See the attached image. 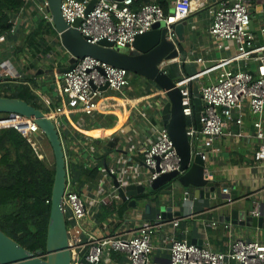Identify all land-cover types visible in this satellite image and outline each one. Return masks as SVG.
<instances>
[{
	"label": "crops",
	"instance_id": "0c3cea01",
	"mask_svg": "<svg viewBox=\"0 0 264 264\" xmlns=\"http://www.w3.org/2000/svg\"><path fill=\"white\" fill-rule=\"evenodd\" d=\"M149 1L158 3L166 12L172 10L173 0ZM220 1L232 0H192L190 13L172 25L175 52L170 63L162 66L178 84L189 88L194 116L193 98H200V86L213 82L221 67L240 68L254 76L263 72L260 55L264 54V0H248L254 51L247 57L240 55L233 40H224L218 46L220 42L209 33ZM43 25L54 37L53 58L28 57L23 52L18 54L17 48L9 50L8 54L3 51L0 61H7L21 75L5 82L9 92L3 90L5 83L0 84V91L35 100L48 111L66 102L61 93L62 69L72 62V56L62 46L54 26L51 29L47 20ZM130 82L120 91L103 90L99 105L92 113L81 111L76 104L59 116L58 131L66 158L67 182L83 195L88 207V214L78 223L67 220L69 239L84 242L89 233L101 236L133 231L140 221L153 220L171 206L162 214L165 220L176 216L182 219L177 226L166 222L157 227L152 237L150 264L166 263L171 238L207 244L219 251H227L235 238L264 241L263 228L225 220L232 209L249 214L256 203L259 215L264 216V164L253 158L259 141L253 125L257 115L250 111L248 103L244 102L242 107L241 128L230 120L226 130L231 134L226 132L211 143L206 142L198 128L196 116V123L192 122V117L188 120V124L198 129L192 139V149L206 153L205 176L215 181L214 191L208 196H195L178 187L177 194H163L164 185L149 189L152 182L148 181L150 170L143 162V149L154 140L157 127L164 124L162 110L167 98L149 79L135 86ZM43 96L51 100L50 107L44 104ZM197 105L202 110V100ZM240 129L245 133L243 136L237 134ZM41 134L36 133L35 137L42 143L46 137ZM110 167L115 169L114 173H110ZM112 174L122 185L138 187L136 193L124 199L114 185ZM224 187H228L227 193L222 190ZM229 196L235 201L226 204ZM131 199L135 204L130 203ZM212 221L216 224L212 225ZM127 263L123 252L107 249L98 264Z\"/></svg>",
	"mask_w": 264,
	"mask_h": 264
},
{
	"label": "built area",
	"instance_id": "2783aa9c",
	"mask_svg": "<svg viewBox=\"0 0 264 264\" xmlns=\"http://www.w3.org/2000/svg\"><path fill=\"white\" fill-rule=\"evenodd\" d=\"M24 1L26 4L34 2L41 15L52 23L46 0ZM89 1L61 0L60 10L66 24L78 29L91 43L106 39L113 47L127 50L133 49L132 41L136 34H142L160 22L167 26L168 37L172 39L174 36L172 25L186 17L192 7V0H173L172 10L168 12H165L158 3L149 0L137 4H135L137 0H96L87 10ZM248 6V0L220 1L209 26L210 35L220 42L218 46H221L224 40H233L240 55L245 57L254 51V35L250 29ZM24 7H21V12ZM2 37L0 34V39ZM260 60L263 63V72L259 76L240 68L221 67L213 82L200 86L199 97L203 102V108L199 121L200 131L206 142L211 143L226 132L231 134L226 130L230 120H234L241 128L242 107L244 102H247L250 111L257 115L253 125L255 137L259 141L253 158L264 164V54L260 55ZM20 75L7 61H0V84ZM129 82V71L126 68L85 55L76 61L73 68L62 73L61 93L66 97V102L49 109L50 117L59 130L61 125L59 116L70 110V106L77 104L81 111L92 113L99 105V95L103 92L100 89L102 85L107 83L108 88L120 91ZM178 85L182 111L189 120L193 114L192 95L187 86ZM42 99L47 107L51 106L49 97L43 96ZM1 127L15 128L31 144L33 136L41 132L33 118L17 112L0 113ZM197 131L193 124H187V134L191 142ZM237 134L243 136L245 133L240 129ZM195 152L200 153L203 159L206 158L203 151ZM143 162L150 170L149 182L162 173L180 170V156L165 124L157 127L154 140L143 149ZM109 171L114 173L115 169L110 167ZM222 190L227 193L228 187ZM234 201L230 196L226 198V204ZM61 203L66 220L71 219L75 224L88 214L83 195L68 182ZM259 213L256 203L249 214ZM181 219L182 217L176 216L166 221L162 214L158 213L153 220L140 221L133 231L101 236L89 233L84 242L78 238L72 239L71 264H98L107 249L123 252L127 264H150L152 237L157 227L166 222L177 226ZM211 224L215 225L216 222L212 221ZM168 251L169 257L165 264H264V241L259 239L235 238L227 251H219L213 250L207 244L171 238Z\"/></svg>",
	"mask_w": 264,
	"mask_h": 264
},
{
	"label": "water",
	"instance_id": "95a60500",
	"mask_svg": "<svg viewBox=\"0 0 264 264\" xmlns=\"http://www.w3.org/2000/svg\"><path fill=\"white\" fill-rule=\"evenodd\" d=\"M46 1L60 42L72 56V62L62 69V73L73 68L79 58L90 55L144 76L165 93L167 100L162 110L165 116L164 124L180 156L181 165L179 171L160 174L152 181L149 189H157L164 185L165 188L161 190L163 194H177L178 187L187 193H194L195 196H208L210 192L212 193L215 189V181L205 176L206 161L200 153L193 151L191 139L187 134L188 120L182 111L180 87L174 78L162 68L164 64L170 63L175 52V42L168 37L167 26L157 23L146 32L135 35L132 41L133 49H118L106 39L97 43L87 41L78 29L69 27L64 21L60 10L61 0ZM95 1L90 0L86 9H90ZM20 22L21 17H17L13 32L18 29ZM92 86L95 87L93 84ZM100 89H108L107 83L102 85ZM200 100V98H193L199 129L201 127L199 121L201 107L197 104ZM9 112H17L32 117L39 126L53 151L54 178L46 231L45 254H39V251H31L0 229V264H71L67 220L61 203L67 183L66 158L59 131L52 118L42 108L36 107L24 98L0 95V113ZM105 168L108 169L106 163ZM111 176L115 187L124 199L138 190V187L134 185H122L116 175L112 174ZM130 203L135 204V200L131 199ZM170 209L171 206L166 207L161 214H166ZM225 220L264 229L263 215L242 214V211L238 209H232L230 214L225 216Z\"/></svg>",
	"mask_w": 264,
	"mask_h": 264
},
{
	"label": "trees",
	"instance_id": "16d2710c",
	"mask_svg": "<svg viewBox=\"0 0 264 264\" xmlns=\"http://www.w3.org/2000/svg\"><path fill=\"white\" fill-rule=\"evenodd\" d=\"M25 5L24 0H0V34L13 33L17 17H23L20 9ZM44 21L42 17V28ZM50 27L53 28L52 23ZM0 95L7 94L0 91ZM24 99L42 108L37 101ZM192 122L196 123L194 107ZM53 178L54 164L43 159L33 143L13 127L0 128V229L42 255L45 254Z\"/></svg>",
	"mask_w": 264,
	"mask_h": 264
},
{
	"label": "rangeland",
	"instance_id": "374dc122",
	"mask_svg": "<svg viewBox=\"0 0 264 264\" xmlns=\"http://www.w3.org/2000/svg\"><path fill=\"white\" fill-rule=\"evenodd\" d=\"M22 16L18 29L13 33L7 32L5 34L6 36L0 39V54H2L3 51H6L8 54L9 50H15L17 48L19 49L18 54L23 52V54H27L28 57L53 58L55 53L54 37L41 27V11L35 6L34 2L32 4H26L22 10ZM158 24L163 23L160 22ZM31 35L34 36V40ZM25 55H23V57H26ZM11 56L13 57L14 55ZM129 77L131 81L130 84L133 86L137 85L138 82L140 84V81L144 79L147 80L144 76L135 74L134 72H129ZM4 85V92H9L8 83ZM47 113L50 114L49 111ZM37 139L33 136L32 143L34 146L37 143L40 146L39 148H35L37 153L50 164H54V157L48 141L45 139V142L41 143L40 140ZM43 148L46 149L44 150Z\"/></svg>",
	"mask_w": 264,
	"mask_h": 264
},
{
	"label": "bare ground",
	"instance_id": "6f19581e",
	"mask_svg": "<svg viewBox=\"0 0 264 264\" xmlns=\"http://www.w3.org/2000/svg\"><path fill=\"white\" fill-rule=\"evenodd\" d=\"M135 4H137V3H135ZM52 25H53V23H52ZM164 25V24H163ZM151 29V28H150ZM173 39V38H172ZM129 71V70H128ZM130 72V71H129ZM45 112V111H44ZM47 115H51V114H48V113H46ZM27 117V116H26ZM29 118H32V117H29ZM41 133L43 134V132L41 131ZM44 135V134H43ZM45 136V135H44ZM47 139V138H46ZM49 143V142H48ZM35 148H39L40 146L38 145V143L34 146ZM44 149V148H43ZM46 149V148H45ZM44 149V150H45ZM52 150V149H51ZM52 154H53V151H52ZM42 157V156H41ZM54 157V156H53ZM68 236H69V233H68ZM69 245H70V239H69Z\"/></svg>",
	"mask_w": 264,
	"mask_h": 264
}]
</instances>
